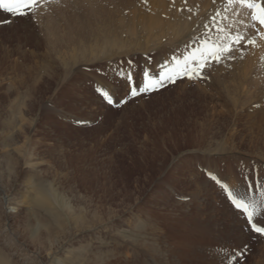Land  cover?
<instances>
[{"label": "rangeland", "instance_id": "obj_1", "mask_svg": "<svg viewBox=\"0 0 264 264\" xmlns=\"http://www.w3.org/2000/svg\"><path fill=\"white\" fill-rule=\"evenodd\" d=\"M135 4L61 0L11 23L0 13V262L264 264V235L210 178L264 187V62L251 76L236 48L204 79L109 105L96 85L118 81L129 62L140 83L171 54L104 44L150 13ZM67 19L83 28L69 34ZM218 94L235 103L217 107Z\"/></svg>", "mask_w": 264, "mask_h": 264}, {"label": "snow or ice", "instance_id": "obj_2", "mask_svg": "<svg viewBox=\"0 0 264 264\" xmlns=\"http://www.w3.org/2000/svg\"><path fill=\"white\" fill-rule=\"evenodd\" d=\"M60 2L61 0H0V13L7 14L4 20L8 23L17 18L34 20L48 4ZM222 3V9L217 10L210 23L204 25L208 31L203 34L200 46L184 55L183 59L174 57L171 62L165 61L159 66L158 73L145 68L140 83L137 82L135 69L129 62L127 71H117L118 81L96 85L95 92L107 104L120 107L127 104L129 99L158 91L165 81L175 83L178 78L204 79L205 70L231 57L237 46L243 48L246 45H264V0H222ZM233 14L247 29L246 32L232 31V25L226 24ZM213 30L217 33L215 39L210 34ZM121 87L124 89L122 94ZM210 178L219 185L223 196L237 210V214L244 218L247 229L264 235V187L249 184L240 191L230 188L215 176ZM257 191L260 201L255 199Z\"/></svg>", "mask_w": 264, "mask_h": 264}, {"label": "bare ground", "instance_id": "obj_3", "mask_svg": "<svg viewBox=\"0 0 264 264\" xmlns=\"http://www.w3.org/2000/svg\"><path fill=\"white\" fill-rule=\"evenodd\" d=\"M116 1L119 2V0H116ZM124 1L125 0H123V2ZM134 2L136 4L134 5L133 12H134L135 7H139L138 5L148 4V5H150V11L148 10V13L149 12L150 13L146 14L145 16H140V17H136V15L134 14L135 16L130 19V20H133L134 22L127 24V26L129 28L124 27V28H121L119 30L113 29L112 31L105 33L108 36L106 37V39H104V41H103L104 44L106 45V44H110L111 42H113V44H110L109 47L110 48L116 47L117 49H134V48H141L143 46H149V48H148L149 51H151L153 49L155 50L156 48L160 47L162 49L164 48L163 53H164V50H166L165 48H167L168 49L167 54H169V52H171L170 56L167 59L168 62H171L174 57L179 58V59H183L184 55H186L188 52L192 51L194 48H198L200 46V42H201V39L203 37V34L206 31H208L207 29H205L204 25L209 24L214 13L217 10H221L223 7L222 0H216L215 3H213V0H134ZM63 3H64V1H63ZM76 3H77V1H76ZM64 5H65V3H64ZM53 6H55V3H54V5H52V8H53ZM50 7H51V5L49 6V8ZM52 8H50V9L52 10ZM47 10H49V9H47ZM53 11H54V9H53ZM82 11L84 12V10H82ZM45 12L47 13V11H45ZM46 13H43V14H46ZM48 15H50V14H48ZM45 16L46 15H44V17ZM46 18H47V16L45 17V19ZM49 19H51V18H49ZM226 24L232 25V29H231L232 31H235V32H246L247 31V29H245L237 21L234 14L232 16H230L229 20L226 21ZM73 26L83 28V25L76 23L75 21H71V20L67 19L66 23H65V30L69 34L77 32V30L75 28H73ZM47 27H48V25H47ZM47 30H48V28H47ZM46 34H48L47 31H46L45 35ZM210 34L212 35L213 39H215L217 36V33L214 30L211 31ZM57 39H58L57 28L56 27L49 28V35L46 38V42H47L46 45L51 47L50 44H53V42H56ZM238 48L243 54L240 55L241 53H238V55H240V56H237V55L234 56V57H236V59H239L237 61L238 62H241V61L242 62H246V61L252 62L251 64L243 65V67H245L248 72H249V70L255 68L253 66L254 65L253 63H255L256 61L258 63L264 62V45L258 44V46H256V47H252V46L247 45L246 47H243V48H240L239 46H237V49ZM51 49L53 50L54 48L51 47ZM54 51H55V49H54ZM91 51H94V50L92 49V50H90V52ZM236 52H238V51H236ZM167 54L165 55V57L167 56ZM257 56H258V58H257ZM88 57H89V55H88ZM91 59L92 60H90V61L99 60L97 56H93ZM234 61H235V59H234ZM253 61H255V62H253ZM233 63H235V62H233ZM240 65H242V64H240ZM255 65L258 66L259 64L257 65L255 63ZM227 67H229V66H227ZM252 67H254V68H252ZM258 67H256V68L261 70V74H263L262 69H261L262 67H260V66H258ZM240 70H242V69H240ZM158 71H159V67H158V70L156 71V73H158ZM258 71H256L257 72L256 75H258L260 73V71H259V73H258ZM217 72H219V71L217 70ZM245 73H247V72H245ZM245 73H243V74H245ZM248 74L251 75L250 72ZM259 78H261V77H259ZM213 79H214V77H213ZM165 83L166 82H164V84ZM221 95L218 94V96H217V97H220V100L222 99L221 101L219 100L220 101L219 103L216 100L215 105H217V107L223 108V107H226L225 105H229V104L233 105L235 103V100H234L235 98H232L231 96H228L227 94H225V96L224 95L221 96ZM250 100H251V98H250ZM225 103H227V104H225ZM255 107L253 106V109ZM228 186L230 188H235L232 183L229 184ZM0 264H4V261H3V263L0 262Z\"/></svg>", "mask_w": 264, "mask_h": 264}, {"label": "crops", "instance_id": "obj_4", "mask_svg": "<svg viewBox=\"0 0 264 264\" xmlns=\"http://www.w3.org/2000/svg\"><path fill=\"white\" fill-rule=\"evenodd\" d=\"M229 185V184H228Z\"/></svg>", "mask_w": 264, "mask_h": 264}]
</instances>
